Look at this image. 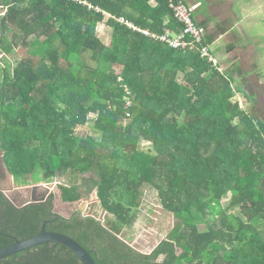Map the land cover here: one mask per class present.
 Segmentation results:
<instances>
[{
	"label": "trees",
	"instance_id": "trees-1",
	"mask_svg": "<svg viewBox=\"0 0 264 264\" xmlns=\"http://www.w3.org/2000/svg\"><path fill=\"white\" fill-rule=\"evenodd\" d=\"M168 3L0 4L4 165L18 185L67 179L59 184L66 202L95 191L109 216L107 225L80 212L65 218L53 212V196L19 207L0 191V248L35 235L47 221L46 230L72 237L97 264H264V121L233 103L228 78L198 55L103 14L156 33L176 31L180 24ZM101 22L111 30L109 44L96 34ZM19 47L24 56L7 57ZM84 52L88 61L80 62ZM125 97L132 101L127 109ZM144 141L156 153L143 150ZM89 172L80 183L79 174ZM147 190L175 222L165 240L142 253L117 234L134 225ZM0 264L82 263L63 245L46 242Z\"/></svg>",
	"mask_w": 264,
	"mask_h": 264
},
{
	"label": "crops",
	"instance_id": "crops-1",
	"mask_svg": "<svg viewBox=\"0 0 264 264\" xmlns=\"http://www.w3.org/2000/svg\"><path fill=\"white\" fill-rule=\"evenodd\" d=\"M183 2L193 7V20L204 30L202 43L210 47L211 52L216 56L220 65L215 66L206 57H202L199 51L196 49L180 50L172 48L165 42L153 39L143 34L142 32L140 33L150 39L166 45L171 49L178 50L181 53L190 52L198 55L199 58L208 63L211 68L217 70L221 74H224V76L228 78L230 86L234 93L232 102H236L241 109L246 111L255 120L259 119L261 121H264V115H262V113L257 108V106H259L258 92L261 91L262 86L256 83V77H264V0H183ZM103 14L107 18L110 17L113 18L116 22L120 24L122 23L117 18L123 16L111 17V15L106 12H103ZM128 22L134 24L131 21ZM122 24H125L127 27H129L126 23ZM180 25L179 29L181 28ZM129 28L133 29L132 27ZM167 28L169 27H164L163 31H165V29ZM179 29L176 31L173 29L171 30L174 33H177L179 32ZM96 34L100 39H102L97 32ZM108 40L110 43V39ZM102 41L106 44H109L103 39ZM179 73H181L182 75L181 79L178 77V81L182 82L184 73L180 71L178 72V76ZM254 87H256V89L253 90L252 88ZM125 90L129 95H131V91L127 86H125ZM125 99V108L127 109L131 106L132 101L130 97H125ZM144 142L149 143L147 141ZM144 142H141V145ZM40 182L53 183V181ZM56 192L57 199L60 198V202H62L63 200L61 196V190H56ZM226 198L229 200L230 194ZM71 203L72 202H69V204ZM235 211L236 210L233 211V214H236ZM138 219L139 216L136 221ZM260 230L261 235L264 238L263 228H261ZM165 239L166 237L163 240ZM160 242H158L157 244H159ZM157 244L149 252L142 253H150L157 246ZM160 259H163V257H161Z\"/></svg>",
	"mask_w": 264,
	"mask_h": 264
},
{
	"label": "rangeland",
	"instance_id": "rangeland-1",
	"mask_svg": "<svg viewBox=\"0 0 264 264\" xmlns=\"http://www.w3.org/2000/svg\"><path fill=\"white\" fill-rule=\"evenodd\" d=\"M5 0H0V4L4 2ZM0 7H3V5H0ZM0 8V14L1 13ZM96 32L100 35V37L109 43L110 39V28L104 24L99 23L96 28ZM31 39V38H30ZM26 54V50L24 48H16L11 54H9L7 57H9L11 60L15 61L18 58H21ZM88 55L89 53L84 52L80 56V62L88 61ZM259 73V72H256ZM181 73H179V78L181 79ZM264 76V75H263ZM256 83L261 85V91L258 92L259 95V106H257L258 110L264 115V77L258 76L256 77ZM257 86V85H256ZM253 90L256 89V87L252 88ZM90 116V115H89ZM181 117L178 118L180 121ZM91 120V119H90ZM92 124H90L91 126ZM82 131L84 133H98V130L93 128L90 129L89 126H80L77 127L76 130ZM141 148L145 151H148L149 153H156V149L149 143H143L140 144ZM1 165L2 166V173L4 175L0 178V187L6 189V194L9 196V199L15 203V204H21L26 202L29 199L30 195V188L27 187H21L23 185H18L15 183L16 187L14 188L11 186V178L7 175L5 169H4V162L1 158ZM92 176V173H84L79 174V182L81 183V177L89 179V177ZM14 181V180H13ZM35 182H29L28 184L24 185H31ZM43 183V182H42ZM55 187L53 188V193L55 194L56 190H59V184L64 183L67 184L68 181L62 180L61 178L55 179L53 181ZM148 192L144 196V199L142 200V203L140 205V211H139V219L136 221L135 225L131 227H127L122 230L121 234H117L120 238H122L124 241H126L131 247L134 249L140 251V252H149L158 242L162 241L166 237V233L168 230L172 227L174 223V218L171 213L166 212L161 205L158 203L157 198L155 197V191L153 190H147ZM54 194H51L53 196V202L56 204V209L59 214L62 215H69L70 213H73V211L79 210L82 215H92L96 219L100 218L102 213V207L100 206L97 197L95 195L94 191L89 192L88 194H84V196L76 202H72L71 204L68 203H62L57 202L55 200ZM57 194V193H56ZM228 199L224 198L221 201L222 206L226 205ZM235 213H239V211H235ZM109 222V216L107 214L103 215L102 223L104 225H107ZM206 225H199L198 227L200 229H205Z\"/></svg>",
	"mask_w": 264,
	"mask_h": 264
},
{
	"label": "water",
	"instance_id": "water-1",
	"mask_svg": "<svg viewBox=\"0 0 264 264\" xmlns=\"http://www.w3.org/2000/svg\"><path fill=\"white\" fill-rule=\"evenodd\" d=\"M3 8V7H0ZM3 159V152L0 148V159ZM4 169L7 173V175L11 178V186H13L14 188L16 187L14 181H13V177L10 174V172L7 170L6 166L4 165ZM56 183H42V182H38V183H32L31 185H23L21 187H27L30 188V195H29V199L21 204H15L16 206H23V205H27V204H31V203H37V202H41V201H45L46 199H48V197L53 193V188L55 187ZM0 191H2L8 198L9 196L6 194V189L5 188H1L0 187ZM56 192V191H55ZM57 193V192H56ZM54 194L55 200H57V202H60V198L57 199V194ZM54 203V208H53V212H55L57 214V216H61V217H68L69 215H62L59 214L57 209H56V204ZM62 203H68L69 202H63ZM106 214V211L104 210V208H102V213L100 218H98V221L100 223H102V218L103 215ZM47 221H45L42 226L41 229L38 233H36L33 236L21 239V240H16L14 241V243L0 248V260L3 258H6L8 256H11L13 254L22 252L24 250H27L31 247H35L38 246L42 243H46V242H52V243H56V244H60L63 245L64 247H66L67 249H69L70 251H72L80 260V262L82 264H97L95 259L93 258V256L90 254V251L87 250L82 244H80L78 241H76L75 239H73L72 237L61 233V232H56V231H48L45 229V224Z\"/></svg>",
	"mask_w": 264,
	"mask_h": 264
},
{
	"label": "built area",
	"instance_id": "built-area-1",
	"mask_svg": "<svg viewBox=\"0 0 264 264\" xmlns=\"http://www.w3.org/2000/svg\"><path fill=\"white\" fill-rule=\"evenodd\" d=\"M169 7L172 10L173 16L182 26V29L177 33H174L170 29H165L162 33H156L146 28L135 26L126 21L123 17H118L117 19L122 23H126L136 31L142 32L158 41L167 43L172 48L180 50L196 49L202 57H206L215 66L220 65L216 56L211 52L210 47L202 43L204 30L193 20V7L187 5L183 0H169ZM96 116V113H90V118H95Z\"/></svg>",
	"mask_w": 264,
	"mask_h": 264
},
{
	"label": "flooded vegetation",
	"instance_id": "flooded-vegetation-1",
	"mask_svg": "<svg viewBox=\"0 0 264 264\" xmlns=\"http://www.w3.org/2000/svg\"><path fill=\"white\" fill-rule=\"evenodd\" d=\"M1 161V159H0ZM0 165H1V162H0ZM2 166L0 167V178H1V175H2ZM4 175V174H3ZM51 196V195H50ZM53 200V199H52ZM53 202V201H52ZM53 208H54V203H53ZM53 210V209H52ZM75 212H80L79 210H76V211H73V213ZM73 213H70V215L68 217H65V218H69ZM81 213V212H80ZM82 214V213H81Z\"/></svg>",
	"mask_w": 264,
	"mask_h": 264
}]
</instances>
